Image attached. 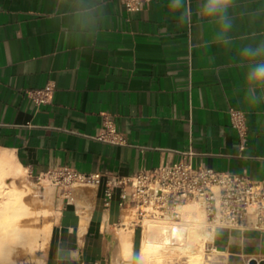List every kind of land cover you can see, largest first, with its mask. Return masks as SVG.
<instances>
[{"label":"crops","instance_id":"1","mask_svg":"<svg viewBox=\"0 0 264 264\" xmlns=\"http://www.w3.org/2000/svg\"><path fill=\"white\" fill-rule=\"evenodd\" d=\"M186 4L181 23L169 0L141 10L121 0H0L1 150L31 178L68 165L104 180L193 151L195 165L264 180V101L246 100L239 59L240 47L264 42V0H232L227 45L199 15L203 0ZM48 83L51 100L37 104L29 90ZM233 110L243 112L239 127ZM107 125L124 141H111ZM104 189L58 187L50 237L23 264H123L130 191L115 187L106 204ZM225 228L214 239L225 264L264 256V231Z\"/></svg>","mask_w":264,"mask_h":264},{"label":"built area","instance_id":"2","mask_svg":"<svg viewBox=\"0 0 264 264\" xmlns=\"http://www.w3.org/2000/svg\"><path fill=\"white\" fill-rule=\"evenodd\" d=\"M152 0H121L128 10H141ZM54 85L29 90L37 103L49 102ZM244 120L243 112L233 110V124L239 127ZM113 142H123L114 126L107 125ZM105 134H103L104 137ZM193 151L185 152L177 162L162 163L154 168H143L128 176L86 173L64 165L40 174L38 183L48 181L63 189L75 184L99 185L104 181V199L108 204L113 190L119 186L130 191V206L139 216L171 215L179 217L178 206L187 201H199L211 224L241 230L264 231V180H256L244 173L218 170L205 164L195 165ZM126 196V195H125ZM124 196V197H125ZM123 204V203H122ZM255 259L261 264L264 256H249L246 264Z\"/></svg>","mask_w":264,"mask_h":264},{"label":"bare ground","instance_id":"3","mask_svg":"<svg viewBox=\"0 0 264 264\" xmlns=\"http://www.w3.org/2000/svg\"><path fill=\"white\" fill-rule=\"evenodd\" d=\"M25 172L26 169L16 160L11 151L3 149L0 151V197L3 196L6 200L5 208L0 209V219H2L0 224L6 227L3 233L0 232V264L7 262L10 255L6 253L8 252L6 249L10 247L9 243H7L9 245L5 244L8 240L17 239L21 244H29L32 248H37V245L45 244L51 234L50 226L39 232L28 230L26 225L21 223L33 214L29 200H33L36 195V188L30 186L22 189L15 183L14 179L22 178ZM11 177L14 179L7 181V178ZM178 212L180 219H175L171 215H148L144 219L147 235L141 244L142 258L154 256L162 262V256L177 254L184 255L187 264H216L218 260L225 262L229 252L214 244L217 231L220 230L216 224L208 221L200 202L192 200L181 203L178 206ZM127 223L128 221L125 220V224L118 229L123 264H131L129 260L133 255V228ZM211 249L213 252H209L212 251Z\"/></svg>","mask_w":264,"mask_h":264},{"label":"rangeland","instance_id":"4","mask_svg":"<svg viewBox=\"0 0 264 264\" xmlns=\"http://www.w3.org/2000/svg\"><path fill=\"white\" fill-rule=\"evenodd\" d=\"M0 151H2L1 148H0ZM13 179H14L13 177L7 178V181L10 182ZM14 180H15V183L22 189L28 188L30 186L36 188L35 190L36 195L34 197L35 200L34 199L29 200V202L31 203L30 205L34 212L32 215H29L25 219V221L23 220L21 223L25 224L27 227L26 229L31 230V231L41 232V230L47 226H50L52 228V224H53L52 221L55 219L57 215V211H58V206L56 203L57 187L48 181L47 182L45 181V183H38L36 178L29 177L27 172L24 173V176L22 178H15ZM85 185L86 184H75L74 187L78 188V187H82ZM50 186H53L55 188V195L53 198H50V194L48 193L49 191L48 188ZM5 201H6L5 198L1 196L0 203H3L4 206L3 204H0V209L5 208V205H6ZM147 216L148 215H145L144 217L139 216L135 210H132L128 213V216L125 219L126 221H128L127 224L130 225L133 228V231L135 232V235L133 238V242H134L133 251H134L135 264H146V263L148 264H161V263L162 264H187L186 257L184 255H177V254L176 255L173 254L170 256L168 255L162 256L161 257L162 262H159L158 258L154 256L142 258L140 254V249H141L142 241L147 235V230L144 225V219ZM174 218L180 219V217H174ZM1 221L2 219H0V222ZM3 229H6V227L0 224V232L3 233ZM38 239L40 240L41 238L39 237ZM7 243L10 244V247L7 246L8 248L6 250L8 252L6 253L7 255L8 254L10 255H8L7 262L5 261V263L3 264H23L25 260L34 258L36 256L37 251L42 246H44V244L41 245L39 243V245L41 246L37 245V248L36 247L32 248L29 244L24 245V244L19 243L17 239L8 240V242H6L5 244L9 245ZM209 252H213V250ZM9 257H11V259ZM131 259L129 260L130 263H131ZM216 264H225V263L218 260Z\"/></svg>","mask_w":264,"mask_h":264},{"label":"clouds","instance_id":"5","mask_svg":"<svg viewBox=\"0 0 264 264\" xmlns=\"http://www.w3.org/2000/svg\"><path fill=\"white\" fill-rule=\"evenodd\" d=\"M232 0H203L199 15L217 25L213 41L229 44L227 33L232 27L228 10ZM169 10L179 13L181 23L187 21L189 9L186 0H169ZM239 59L245 64L244 94L248 102L256 104L264 101V42H251L239 48Z\"/></svg>","mask_w":264,"mask_h":264},{"label":"water","instance_id":"6","mask_svg":"<svg viewBox=\"0 0 264 264\" xmlns=\"http://www.w3.org/2000/svg\"><path fill=\"white\" fill-rule=\"evenodd\" d=\"M256 263H257V261L255 259H252L250 261V264H256ZM261 264H264V260L261 261Z\"/></svg>","mask_w":264,"mask_h":264}]
</instances>
